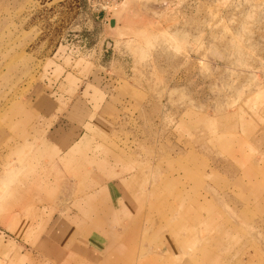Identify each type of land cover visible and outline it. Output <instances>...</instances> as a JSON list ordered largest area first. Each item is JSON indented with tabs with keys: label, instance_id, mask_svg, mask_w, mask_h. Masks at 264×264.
Segmentation results:
<instances>
[{
	"label": "rangeland",
	"instance_id": "374dc122",
	"mask_svg": "<svg viewBox=\"0 0 264 264\" xmlns=\"http://www.w3.org/2000/svg\"><path fill=\"white\" fill-rule=\"evenodd\" d=\"M84 5L0 0V264H264V0Z\"/></svg>",
	"mask_w": 264,
	"mask_h": 264
},
{
	"label": "crops",
	"instance_id": "0c3cea01",
	"mask_svg": "<svg viewBox=\"0 0 264 264\" xmlns=\"http://www.w3.org/2000/svg\"><path fill=\"white\" fill-rule=\"evenodd\" d=\"M87 39H85V41H86ZM98 40V42H97V44L94 46V49L95 48H99V45L102 43L101 42V39L99 38V39H97ZM87 42V41H86ZM106 44V42H103V48H104V50H103V54L101 55L100 54V56L98 57V59H96L95 60V62H96V64H98V68L97 69H95L96 71L95 72H100V74L101 73H109L108 71H107V67H109V66H112V64H113V62L110 64V63H104L103 62V60L104 59H107L108 57H109V54H110V50H109V45L107 44V45H105ZM86 45H87V43H85L84 44V48H86ZM91 51V50H90ZM113 55L115 54L114 52L112 53ZM110 69H111V67H110ZM105 78V77H104ZM108 82L109 81H111V78H109V77H106L105 78ZM121 183H119V182H113V183H108L107 185H106V188H105V197L108 199V201L109 202H111V203H114L115 201H116V199H117V196H119V194H120V189H119V186L118 185H120ZM89 197L90 198H88L87 197V203L89 202V204H90V208H91V210H93L92 208H94V206H93V204L91 203V201H93V198L96 200V199H98V197H99V194H96V192H95V194H91V195H89ZM85 199V198H84ZM83 198H80V201L81 200H84ZM119 199V198H118ZM85 203V202H84ZM90 211V209L88 208V210L87 211H85L86 213H88Z\"/></svg>",
	"mask_w": 264,
	"mask_h": 264
},
{
	"label": "built area",
	"instance_id": "2783aa9c",
	"mask_svg": "<svg viewBox=\"0 0 264 264\" xmlns=\"http://www.w3.org/2000/svg\"><path fill=\"white\" fill-rule=\"evenodd\" d=\"M91 14H107L114 12L125 0H83Z\"/></svg>",
	"mask_w": 264,
	"mask_h": 264
},
{
	"label": "water",
	"instance_id": "95a60500",
	"mask_svg": "<svg viewBox=\"0 0 264 264\" xmlns=\"http://www.w3.org/2000/svg\"><path fill=\"white\" fill-rule=\"evenodd\" d=\"M116 25V22H115V20H112L111 22H110V28L111 27H114ZM112 30V29H111Z\"/></svg>",
	"mask_w": 264,
	"mask_h": 264
},
{
	"label": "bare ground",
	"instance_id": "6f19581e",
	"mask_svg": "<svg viewBox=\"0 0 264 264\" xmlns=\"http://www.w3.org/2000/svg\"><path fill=\"white\" fill-rule=\"evenodd\" d=\"M128 1V0H127ZM120 7V6H119ZM112 211V210H111ZM115 212V211H114Z\"/></svg>",
	"mask_w": 264,
	"mask_h": 264
}]
</instances>
